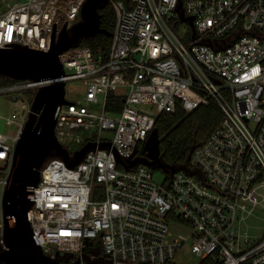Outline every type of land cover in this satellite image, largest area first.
<instances>
[{
	"label": "built area",
	"instance_id": "2783aa9c",
	"mask_svg": "<svg viewBox=\"0 0 264 264\" xmlns=\"http://www.w3.org/2000/svg\"><path fill=\"white\" fill-rule=\"evenodd\" d=\"M85 1L0 0V50L48 51L81 21ZM108 4L115 24L107 57L86 46L58 56L60 80L79 82L83 96L57 114L54 138L67 163L47 159L31 190L35 244L54 264H174L184 248L198 264H264V0ZM49 84L0 88L18 108L5 119L14 129L0 133L2 193L34 96ZM117 101L118 112L107 111ZM210 105L220 124L168 181L155 183L142 165L125 169L160 115ZM86 145L94 147L70 169ZM251 218L262 223L259 237L247 234Z\"/></svg>",
	"mask_w": 264,
	"mask_h": 264
},
{
	"label": "water",
	"instance_id": "95a60500",
	"mask_svg": "<svg viewBox=\"0 0 264 264\" xmlns=\"http://www.w3.org/2000/svg\"><path fill=\"white\" fill-rule=\"evenodd\" d=\"M116 0H86L80 11L81 21L70 33H62L52 42L48 51H34L26 47L0 50V76L15 81H50L40 88L31 103L30 113L13 152L7 186L1 196V223L4 249L0 252V264H54L35 244L28 212L32 206L31 190L39 182V170L49 158L68 161V154L55 141L54 127L57 114L65 100L64 76L58 56L77 46L81 40L103 33L100 29L99 9ZM178 8L180 21L187 23L193 33V18H184ZM94 147L86 145L74 154L67 165L76 167L83 156ZM191 153V152H190ZM190 155V154H189ZM189 158V156H188ZM187 158V160H188ZM138 165L151 170L165 169L160 161L158 130L149 134L139 157L125 169ZM176 171H172L171 175ZM58 255V253H57Z\"/></svg>",
	"mask_w": 264,
	"mask_h": 264
},
{
	"label": "trees",
	"instance_id": "16d2710c",
	"mask_svg": "<svg viewBox=\"0 0 264 264\" xmlns=\"http://www.w3.org/2000/svg\"><path fill=\"white\" fill-rule=\"evenodd\" d=\"M98 14L103 33L81 40L77 46H86L93 57L105 59L111 46L115 15L110 4L102 6ZM15 82L17 81L0 76V88ZM109 99L114 101L113 96ZM120 104V101H117V108L108 105L107 111L118 112ZM221 118L218 108L212 105L188 113L177 109L174 114H162L157 118L155 128L158 130L160 161L165 169L156 170L163 174L165 181L169 180L173 170H181L186 165L190 152L206 141L210 133L220 124ZM70 262L68 261L67 264Z\"/></svg>",
	"mask_w": 264,
	"mask_h": 264
},
{
	"label": "rangeland",
	"instance_id": "374dc122",
	"mask_svg": "<svg viewBox=\"0 0 264 264\" xmlns=\"http://www.w3.org/2000/svg\"><path fill=\"white\" fill-rule=\"evenodd\" d=\"M22 2L23 0H19ZM83 89L80 87L79 82H68L65 84V100L75 102L82 98ZM18 110L17 106L6 100L4 96H0V133H10L14 127H6L5 119L10 116L12 113H16ZM4 170V163L0 162V172ZM153 172V181L160 184L164 176L160 171L152 170ZM1 196L2 189L0 188V223H1ZM259 218L263 216L259 215ZM247 234L250 237H259L261 235L262 223L259 219L251 218L246 222ZM64 253H62L63 255ZM174 264H198L199 258L190 252L189 248H184L182 252L175 256L172 259Z\"/></svg>",
	"mask_w": 264,
	"mask_h": 264
}]
</instances>
